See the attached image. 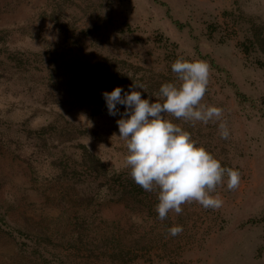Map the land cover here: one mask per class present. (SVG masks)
I'll use <instances>...</instances> for the list:
<instances>
[{
  "label": "rangeland",
  "instance_id": "obj_1",
  "mask_svg": "<svg viewBox=\"0 0 264 264\" xmlns=\"http://www.w3.org/2000/svg\"><path fill=\"white\" fill-rule=\"evenodd\" d=\"M250 19L264 22V0H0V30L9 31L8 44L0 49V202L17 225L33 224L38 233L25 236V230L1 238L0 264H113L109 255L118 245L110 241L112 227H99L102 217L122 220L131 255L139 257L130 264H264V70L254 53L244 51ZM10 55L30 60L31 69L20 71ZM177 58L209 65L201 103L223 111L207 124L170 114L165 118L222 167L238 170L239 187L228 190L225 176L211 193L222 199L220 208L189 202L181 214L170 211L164 220L156 211V191L143 206L110 200L93 223L96 233L109 238L96 245L56 233L46 238L40 230L55 227L52 220L72 204L63 198L62 185L47 176L49 159L35 153L33 131L52 121L63 127L70 120L86 129L77 143L88 145L109 165L126 167V143L118 138L116 123L121 115L95 113L91 107L99 106V98L82 101L69 91L84 86L83 79L93 84L94 76L120 61L146 76L158 75L163 83H178L171 70ZM227 72L256 107L239 106ZM146 99L155 102L152 95ZM222 122L227 139L220 135ZM95 202L87 206L91 218L99 207ZM83 207L76 213H85ZM177 225L183 231L173 237L168 230ZM16 251L21 257L13 260Z\"/></svg>",
  "mask_w": 264,
  "mask_h": 264
},
{
  "label": "trees",
  "instance_id": "obj_2",
  "mask_svg": "<svg viewBox=\"0 0 264 264\" xmlns=\"http://www.w3.org/2000/svg\"><path fill=\"white\" fill-rule=\"evenodd\" d=\"M54 19L59 25H64L60 21V17ZM249 21L251 27L246 37L247 41L243 43L244 51L247 54L254 53L257 56V63L264 70V22L257 23L253 19ZM8 36V30H0V49L2 45L8 44ZM9 59L14 65H17L20 71L26 72L31 69L29 65L31 64L29 63L30 60L26 61L23 57H14L12 55L9 56ZM0 63H4V61L0 60ZM211 63L214 68H220L215 61H211ZM141 70V68L135 67L127 61H120L116 65H111L110 68L103 69L96 77L94 76L93 84H88L90 79H83L81 83L85 84L84 86L78 87L74 92H69L70 94L77 95L82 101L90 98H95V100L99 98V106L94 105L91 107V110L95 113H103L108 110L102 93H110L116 87H121L124 92H129L130 90L140 91L142 99H146L149 95H152L153 99L156 100V94L164 83L157 78L158 75L148 74L146 76ZM227 73L239 106L243 110H246L249 104L252 107H256V100L242 92L238 85L231 80L230 73ZM161 77H164V75ZM74 83L75 81L73 80L71 84L73 85ZM133 85H137L139 88L133 87ZM77 91L80 92L77 93ZM124 92L121 93L122 97ZM117 108L119 112L125 111L123 105L118 104ZM262 111L264 112V110ZM55 122L52 121L46 125H41L36 131H33L37 136L31 139L34 140L35 153L38 154L40 152L41 154H45L47 159H49L44 169L47 172V176L62 185L63 198L72 205L71 210L66 212L64 216L62 214L52 220L56 224V228H50L49 226L46 229L40 230V232L46 238H48V235L50 238V235L56 233L63 237L71 236L72 240L78 241L81 244L96 245L98 241L102 242L101 240H105V236L109 238L105 233H96L95 231L99 230H95L93 225L96 218L101 217L99 214L100 212L102 213L103 204L105 205L110 200H122L130 203L136 202L142 205L143 200L153 197L154 191L146 192L138 186L131 178L128 166L109 165L88 145L85 143H77L80 136L85 135L86 129L79 127L70 120H66V124L63 127L55 124ZM50 140L58 141L59 143L52 146L51 144L49 145ZM63 156H66L63 159V166L61 164L58 165V160L62 159ZM103 187H106V189ZM104 190L108 192L103 194ZM155 197L157 196L155 195ZM91 201L99 202V205H97L99 207L94 210L96 214L95 216L93 215L94 218H91V214L86 213L88 210L87 206L90 205ZM4 206L0 202V239L5 238L9 234L15 236L14 234H17V232L20 233L25 230L28 231L25 236L30 235L29 232L38 235V233H34L37 229L32 226L33 224L26 223L23 226L17 225V221H13L8 209ZM80 207H83L85 210V213H83L85 215L76 213ZM100 225L99 227L104 230L113 228V236H111L110 241L115 240V243L118 245L109 255L112 258L111 262L113 264H130L139 260L138 255L135 257L131 255L134 251L131 250L132 246L126 244V235L123 233L126 227L123 225L121 219H116L111 222L102 217ZM46 230H49V232H45ZM144 236L143 234L140 239H144ZM16 253V256L12 255L14 257L13 260L16 259L15 257L18 259L21 257L20 251H16ZM15 264L22 263L20 261Z\"/></svg>",
  "mask_w": 264,
  "mask_h": 264
},
{
  "label": "clouds",
  "instance_id": "obj_3",
  "mask_svg": "<svg viewBox=\"0 0 264 264\" xmlns=\"http://www.w3.org/2000/svg\"><path fill=\"white\" fill-rule=\"evenodd\" d=\"M171 70L178 83H164L155 102L142 99L140 91L124 92L121 87L102 93L108 114L121 115L116 121L118 138L126 143L125 163L130 176L144 191L157 192L160 220L170 211L181 214L182 205L189 202H197L205 209L220 208L222 199L211 193L225 176L230 191L239 187L241 179L238 170L222 167L205 148L196 145L187 131L165 118L170 114L205 124L221 118L222 109L201 103L209 83V65L202 60L177 58ZM118 104L124 106V113H119ZM219 129L221 138L227 139L226 122L220 123ZM168 231L175 237L183 227L173 226Z\"/></svg>",
  "mask_w": 264,
  "mask_h": 264
}]
</instances>
